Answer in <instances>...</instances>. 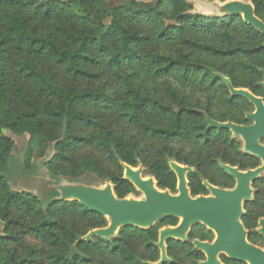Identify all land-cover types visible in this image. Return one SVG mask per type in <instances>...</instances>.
I'll return each mask as SVG.
<instances>
[{
	"label": "trees",
	"instance_id": "obj_1",
	"mask_svg": "<svg viewBox=\"0 0 264 264\" xmlns=\"http://www.w3.org/2000/svg\"><path fill=\"white\" fill-rule=\"evenodd\" d=\"M249 1L255 16L264 22V0ZM0 10V222L4 234L0 237V264L157 262L160 254L154 243L158 230L176 226L177 218L166 217L148 229L121 228L109 240L92 237L78 241L88 231L106 227L107 220L77 201H43L27 192L12 191L6 173L11 171L8 163L15 145L1 131L30 137L23 161L28 173L33 154L39 150L42 156L52 144L54 154L46 164L51 176L93 186L82 178L93 174L111 183L118 199L137 192L123 179L121 163L141 166L160 190L176 193L170 160L193 168L186 175L191 196L207 195L203 181L228 186L215 182L204 170L210 165L205 150L212 145V129L205 116L218 119L208 107L185 101L194 88H202L206 93H222L219 103H226L227 87L220 76L234 88L258 93V87L249 81L262 77L264 36L240 16L194 13L186 0H125L110 9L106 0H0ZM8 53L17 55L15 69L30 82L35 95L5 81L2 62ZM207 56L237 62V67L225 70L207 61ZM59 74L88 82L100 81L108 74L118 91H111L113 86L106 88L107 83L83 88L62 85ZM140 75L172 77L180 84L163 83L166 98H162L156 91L143 90V83L136 81ZM180 85L187 87L186 91ZM39 96L45 100L40 101ZM14 100L21 110L13 108ZM113 123H123L138 134L116 133ZM177 143L200 147L203 156L181 153L175 150ZM242 222L248 228L247 222ZM198 228L189 231L186 242L168 240L166 256L170 261L162 264L204 260L191 241H210L211 232ZM25 236L44 246H29L23 241ZM248 241L260 244L251 236ZM177 249L184 253L182 260L174 253ZM220 260L244 264L224 256Z\"/></svg>",
	"mask_w": 264,
	"mask_h": 264
},
{
	"label": "water",
	"instance_id": "obj_2",
	"mask_svg": "<svg viewBox=\"0 0 264 264\" xmlns=\"http://www.w3.org/2000/svg\"><path fill=\"white\" fill-rule=\"evenodd\" d=\"M215 2L211 1L215 4V13L209 16H240L245 24L264 36V22L255 16L251 2L242 0ZM261 73L264 75V70ZM220 78L232 97L240 96L248 99L256 105V113L259 114L261 111L259 99L253 97L247 90L234 88L227 78L223 76ZM260 85L264 88V83ZM205 120L208 126L230 129L234 136L239 131H242L240 132L242 134L256 133V124L245 128L228 122L218 123L207 116ZM256 136L255 134L252 139L251 153L262 158V167L241 172L236 168L220 165L236 180L235 187L231 190L213 187L203 181V186L209 194L193 197L187 187L186 179L187 173L192 172V169L170 160L168 166L176 177V193L160 190L151 176H147L144 181L141 166L133 168L121 163L123 179L129 181L136 191L142 194V199H135L131 196L118 199L109 182L99 187L82 181H70L63 177L52 176V178H62V180L52 186V191L45 201L47 199L77 201L90 212L97 213L107 220L106 227L90 230L78 241H87L92 237L109 240L121 228L148 229L166 217L181 218L176 226H164L158 230V238L154 246L159 250L160 258L157 262H144V264L169 262L170 259L166 256V242L170 239L186 242L189 231L198 225L214 234L211 242L197 239L191 241L193 248L204 255V260L199 261L198 264H223L219 259L220 255L234 262L264 264V250L247 241V232L240 221L245 214L243 203L252 199L250 184L264 171V147L256 143ZM243 150L246 151L245 148ZM259 226L262 228L256 231L264 236V220L259 221Z\"/></svg>",
	"mask_w": 264,
	"mask_h": 264
},
{
	"label": "rangeland",
	"instance_id": "obj_3",
	"mask_svg": "<svg viewBox=\"0 0 264 264\" xmlns=\"http://www.w3.org/2000/svg\"><path fill=\"white\" fill-rule=\"evenodd\" d=\"M122 1L125 0H106V8L110 9L113 6L119 5ZM138 2H143V3H154L157 0H136ZM189 2L192 6V12L204 15V16H209L215 13V4L211 3L206 0H186ZM219 2L218 0H215ZM244 2H250L249 0H242ZM2 13V10H0ZM107 23V21L105 22ZM169 50V49H165ZM17 59V55L14 53H8L3 62H2V67L5 69V81L7 82L8 85H11L12 83L18 84L20 86H23L24 89L29 90V93L31 95H35L36 92L33 89L32 85L30 82L25 79L21 74H19L14 66V61ZM207 61L213 62L216 66H223L225 67V70L230 68V67H237V62H232V61H226L220 58H213L210 56L205 57ZM39 66L43 68H48V66L45 63H40L36 62ZM201 74L198 75L200 77ZM137 82H140L143 86V90H148V92L151 93V91H156L158 92L156 95L158 97L166 98L165 94L163 93V83H166L167 81H174L178 85L180 84V80L172 77H164L162 79H151L149 76L145 75H140L138 79L136 80ZM58 82L62 85H74L76 87H97L100 84H106V88H112L111 91L117 92L118 87L113 81H111V78L109 77L108 74L104 75L103 78L100 81L97 82H88V81H76V80H71L69 77L62 76L59 74L58 76ZM182 88H185L184 90L186 91V88L184 85H180ZM211 92V90H210ZM9 94L11 98H14V94L12 93V90L9 91ZM222 93H216L213 91V93H206L202 90V88H194L193 92H190L188 100L185 102H190L191 105L196 106L200 105L201 107H208L209 110L213 111L216 113L215 116H218L219 114L224 113L225 109V104L226 103H219L220 99L222 98ZM212 97V98H211ZM38 99L40 101H44L45 98L42 96H39ZM211 99H213V104H211ZM199 101L200 103L198 104ZM13 108L21 110V105L14 100L13 102ZM112 127L114 128V131L116 133H124V134H132L136 135L138 134L137 131L129 127L123 123H113ZM1 133L9 138H11L14 141V150L12 151V154L9 159L8 166L10 168V172L6 173V177L9 183V186L12 191H18V192H27L33 195H36L40 197L43 201L47 198L49 193L52 191V186L58 183L59 181L62 180V178L55 179L50 176V174L47 172L46 169V164L54 154V148L53 145L50 144L46 147V149L43 151V155H39V150L36 151L31 159V172H25L23 169V161H24V154H25V149L28 145L30 137L28 135H22V136H16L12 134L11 132L7 130H2ZM174 147V146H173ZM216 147V146H215ZM213 147L212 145L205 150V152L209 153L207 155H210L213 152ZM175 150H179L181 153H189L193 157L194 155L203 156V150L200 147H194L193 145L190 144H182V143H177L175 145ZM204 152V154H205ZM93 154V152H90ZM95 157H97V154H95ZM210 165H206L207 167L204 168L206 173L210 176H212L215 180H217V176L213 171V166L211 164V161L209 160ZM191 168V167H190ZM143 169V168H142ZM193 171V168H191ZM144 172V173H143ZM142 173L144 176H149L147 172L143 169ZM83 179L88 180L93 184V186H101L107 181H102L101 179L97 178L93 174H85ZM219 181V180H217ZM228 182V181H227ZM254 191V197L251 199V201H248L247 204H257L259 201L264 200V183L260 184V182H256V186L253 189ZM129 196L135 199H142V194L139 192L132 193ZM244 206V205H243ZM261 210L260 208H258ZM201 225L193 227V229H196L198 231V227ZM202 227V226H201ZM204 228V227H203ZM206 229V228H205ZM119 232V231H118ZM200 232V231H199ZM3 223L0 222V237L3 236ZM117 235V234H116ZM23 241L27 243L29 246L34 247V248H39L43 247L44 244L39 242L37 239L31 237V236H25ZM261 249L264 250V244L261 247ZM175 255H180L181 260L184 256V253L180 252L178 249L174 251ZM101 257H97V259H100ZM42 264H45L44 262L41 261ZM106 264H118L115 261L107 260ZM182 264H189L187 259L182 260Z\"/></svg>",
	"mask_w": 264,
	"mask_h": 264
},
{
	"label": "flooded vegetation",
	"instance_id": "obj_4",
	"mask_svg": "<svg viewBox=\"0 0 264 264\" xmlns=\"http://www.w3.org/2000/svg\"><path fill=\"white\" fill-rule=\"evenodd\" d=\"M263 70L264 68L259 69L260 73ZM261 75H262L261 79H258L256 81H249L254 85V87H258V93H253L248 88H241L247 90L253 97L260 100L259 106L261 108V111L259 112L258 115L256 113L257 108L254 103L240 96L232 97L227 89V96H226L227 102L225 104L224 113L216 116L218 120L209 118L210 120L218 123L228 122L233 125L245 127V128L251 127L252 125L256 124V133H250V134L238 133L236 136H234L233 132L230 129H219L210 126L212 129L211 141L213 147L212 149L213 152L210 154V161L213 166V171L217 176V180L223 181L225 185H228V186H221V185L210 184L213 187L228 189V190H231L235 187L236 180L221 168L220 166L221 164L227 165L231 168H236L238 171L241 172H245L247 170H254L259 167H262L263 165L262 158L258 155L251 153V151L253 150L252 139L255 134L257 135L256 143L259 146L264 147V88L260 85V83H264V75L262 73ZM220 130L224 132L220 133L219 132ZM244 148L246 149V151L243 150ZM211 178L215 182L217 181L212 176ZM256 182H260V184L264 183V171H262L258 176V178H256L250 184V187L252 189V199L254 197L253 189L256 186ZM247 202L243 203L244 205L243 211L245 214L240 221L242 225H243L242 220H244L248 224V228H245V226L243 225L244 229L247 232V241H248V237L251 236L252 240L255 241V243H260V244L257 245V244H252L249 241L248 242L256 247L261 248L264 244V236L258 233L256 230L259 228V221L264 220V200L259 201L257 204H253V203L247 204ZM258 208H260L261 210H259ZM259 213L261 215L257 217ZM253 233L256 235H253ZM213 239H214V234L211 232V240L208 242H211ZM221 256L224 255H220L219 259Z\"/></svg>",
	"mask_w": 264,
	"mask_h": 264
},
{
	"label": "bare ground",
	"instance_id": "obj_5",
	"mask_svg": "<svg viewBox=\"0 0 264 264\" xmlns=\"http://www.w3.org/2000/svg\"><path fill=\"white\" fill-rule=\"evenodd\" d=\"M247 92H248V91H247ZM248 93H249V92H248ZM240 132H242V131H239V133H240ZM240 134H242V133H240ZM146 177H147V176L142 175V179H144V181H145V179H147ZM101 186H103V185H101ZM101 186H99V187H101ZM180 219H181V218H179L178 221H179ZM261 228H262V227L259 226V229H261Z\"/></svg>",
	"mask_w": 264,
	"mask_h": 264
}]
</instances>
